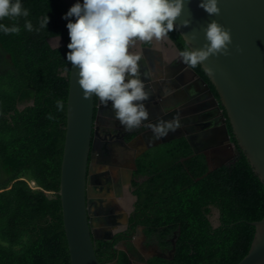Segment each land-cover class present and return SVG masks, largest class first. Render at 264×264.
<instances>
[{
    "label": "trees",
    "instance_id": "trees-1",
    "mask_svg": "<svg viewBox=\"0 0 264 264\" xmlns=\"http://www.w3.org/2000/svg\"><path fill=\"white\" fill-rule=\"evenodd\" d=\"M22 4L34 27L45 14L50 19L39 32L25 30L20 18L19 33H0V264H70L59 195L71 65L68 21L62 17L70 6L63 0ZM54 37L63 44L53 47ZM168 37L180 51L187 47L177 30ZM193 68L218 98L200 64ZM58 99L63 112L56 110ZM227 127L232 133L228 120ZM137 165L150 177L137 183L128 231L140 225L162 251L175 236L173 257L153 256L147 264H237L247 254L255 232L251 222L264 217V185L241 149L233 162L210 169L205 155L178 136L139 157ZM121 239L124 233L92 239L101 264L128 261L127 252L114 246ZM126 246L134 250L128 239Z\"/></svg>",
    "mask_w": 264,
    "mask_h": 264
},
{
    "label": "water",
    "instance_id": "water-1",
    "mask_svg": "<svg viewBox=\"0 0 264 264\" xmlns=\"http://www.w3.org/2000/svg\"><path fill=\"white\" fill-rule=\"evenodd\" d=\"M63 1L70 7L76 3V0ZM199 2L190 0L185 6L175 21L176 30L187 47L192 49L202 48L208 43L204 28L210 21L216 20L230 30L232 43L229 54L209 56L200 64L215 87L218 98L193 67L182 64L195 78L197 91H205L209 97L208 106H205L212 107L219 114V132L223 139L230 142L226 125L228 120L238 146L236 153L239 155V149L242 150L264 185V0H218V15L207 14L198 6ZM184 19H191V24L180 27ZM174 45L180 54L181 51ZM77 74L78 68L70 65L59 195L70 264H100L92 240L94 236L89 218L92 203L88 179L96 103L95 96L88 99L83 97ZM187 87L184 86L186 91L192 89ZM221 106L226 114L221 111ZM210 113L209 110L203 116L208 117ZM251 223L255 232L250 248L237 264H264V217ZM171 241L170 251H154L152 255L172 258L175 236Z\"/></svg>",
    "mask_w": 264,
    "mask_h": 264
},
{
    "label": "clouds",
    "instance_id": "clouds-1",
    "mask_svg": "<svg viewBox=\"0 0 264 264\" xmlns=\"http://www.w3.org/2000/svg\"><path fill=\"white\" fill-rule=\"evenodd\" d=\"M190 0H76L62 17L67 20L66 27L70 42L66 54L67 62L78 68V84L83 97L96 96L105 106L111 101L115 118L126 130H133L148 121L149 112L144 101L150 93L140 78L139 61L141 57L129 49L137 40L151 41L166 37L177 29L175 21L182 14ZM199 7L209 15H218V0H200ZM30 10L22 0H0V33L20 32L19 19H24L25 30L39 32L46 29L49 16L45 14L34 27L26 19ZM74 17L75 19H70ZM12 20L11 26L3 23ZM191 19H184L180 27H187ZM208 43L199 49L186 47L180 52L183 63L190 67L202 64L209 56L228 55L232 36L229 29L216 20L204 28ZM195 38V33H193ZM63 100L56 101V110L63 112ZM48 119H55L51 114ZM155 138H163L180 126L178 117L171 121L159 120L147 123Z\"/></svg>",
    "mask_w": 264,
    "mask_h": 264
},
{
    "label": "flooded vegetation",
    "instance_id": "flooded-vegetation-1",
    "mask_svg": "<svg viewBox=\"0 0 264 264\" xmlns=\"http://www.w3.org/2000/svg\"><path fill=\"white\" fill-rule=\"evenodd\" d=\"M150 42L152 45L154 40ZM144 43L147 41L137 40L133 46L137 49L144 48ZM149 50L152 51L153 48ZM139 56L141 57L140 78L145 82L146 78L151 77V73L145 70L144 62L148 59L154 67L157 56L153 52ZM149 80H152V77ZM155 86L157 87V84L154 82L145 84V90L150 93L149 99L144 101L149 119L143 122L141 127L133 130H126L115 118L111 101L105 106L95 96V118L88 161L92 203L89 218L92 223L93 238L96 240L109 241L118 233H124L126 239L118 240L114 244L117 249L124 250L128 254V261L124 264H147V260L155 256L152 255L154 251H162L157 239L154 236L147 238L140 225L128 231L131 228L130 219L137 200L135 194L137 183H142L150 177L149 172H139L137 165L139 157L147 152L156 151L160 145L171 142L178 136L186 138L194 153L205 155L209 168L229 164L238 156L236 153L238 146L228 127L230 142H226L220 134L219 114L215 113L212 107H207L209 97L204 91L203 96L198 97L194 102L188 97L181 107L171 108L167 105L166 99L162 100L165 103L156 101L158 91ZM191 103L192 106L189 107ZM220 109L224 112L222 107ZM209 110L210 115L203 116ZM173 117H178L180 126L163 138H155L152 131L145 126L147 123L154 124L161 119L171 121ZM146 171H151V168L147 166ZM213 210L216 212L215 220L218 223V211L215 208ZM139 235L141 239L139 244H136L135 238L140 237ZM127 239L132 243L133 251L127 249ZM171 248L162 252H168ZM115 263L116 260H111L102 264Z\"/></svg>",
    "mask_w": 264,
    "mask_h": 264
},
{
    "label": "crops",
    "instance_id": "crops-1",
    "mask_svg": "<svg viewBox=\"0 0 264 264\" xmlns=\"http://www.w3.org/2000/svg\"><path fill=\"white\" fill-rule=\"evenodd\" d=\"M153 40L154 43L152 45L150 41H147V43H144V48L138 47L137 49L132 46L129 50L135 54H141L142 56L148 52H153L155 56H157L155 58L154 67L152 62L148 59L144 62L145 70L150 71V76L152 77V80H149L151 77L146 78L144 83L152 84L154 82L157 84V87H155L156 91L159 93L156 92L158 94L156 101L163 103L166 99L167 105L171 108H179L185 103L184 101H186L188 97L194 102L198 97L203 96V91H197L196 89L195 84L197 83L195 78H193L186 67L183 66L179 51L174 43L167 36L159 40L155 38ZM150 48H153V50L150 51ZM184 86H188L189 89H192L186 91ZM191 106L192 103L189 107Z\"/></svg>",
    "mask_w": 264,
    "mask_h": 264
},
{
    "label": "rangeland",
    "instance_id": "rangeland-1",
    "mask_svg": "<svg viewBox=\"0 0 264 264\" xmlns=\"http://www.w3.org/2000/svg\"><path fill=\"white\" fill-rule=\"evenodd\" d=\"M50 43H51V45L53 46V47H56V46H59V45H61L62 44V41L60 40V38H58V37H54V38H52L51 40H50ZM118 200V199H117ZM121 200V199H120ZM121 210H123V209H121ZM215 217H216V212H215V210H213V214H212V216H211V219L213 220V222L215 223V224H217V222H216V220H215ZM140 236V235H139ZM136 240H135V242H136V244H139V239H141V236L140 237H136L135 238Z\"/></svg>",
    "mask_w": 264,
    "mask_h": 264
}]
</instances>
